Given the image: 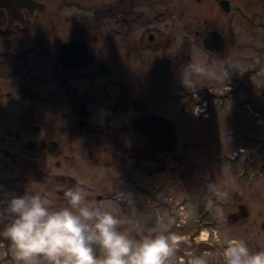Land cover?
Segmentation results:
<instances>
[{
	"label": "flooded vegetation",
	"instance_id": "1",
	"mask_svg": "<svg viewBox=\"0 0 264 264\" xmlns=\"http://www.w3.org/2000/svg\"><path fill=\"white\" fill-rule=\"evenodd\" d=\"M221 1L27 0L18 7L17 0H9V8L0 7V167L19 165L22 174L37 170V155L86 154L91 165L108 167L115 175L100 184L101 193L93 198L98 203L116 202L123 190H135L128 175L141 162H150L157 172L176 173L181 160L173 156L177 127L172 115L187 116L191 107L194 121L212 131V114L251 92L250 79L258 72L257 46L243 45L239 34H226L231 6L226 0L225 11ZM209 7L212 15L206 14ZM190 63L208 65L217 78L193 75L187 87L183 76L187 83ZM148 116L172 126L171 152L159 153L151 144L159 130ZM238 126L229 129L243 136ZM74 153L63 159L77 161ZM236 156L232 159L238 161ZM168 160L175 164L167 165ZM53 164L59 167L61 160ZM69 181L62 194L77 186ZM230 207L227 233L220 229L219 238L213 234L211 242L204 240L206 250L216 245L223 264L222 252L233 240L245 242L252 253L264 251L257 242L263 240L264 222H248L252 213L246 197L233 193Z\"/></svg>",
	"mask_w": 264,
	"mask_h": 264
},
{
	"label": "rangeland",
	"instance_id": "2",
	"mask_svg": "<svg viewBox=\"0 0 264 264\" xmlns=\"http://www.w3.org/2000/svg\"><path fill=\"white\" fill-rule=\"evenodd\" d=\"M230 6L231 12L224 19L226 34L229 37L239 34L243 45L252 43L260 53L258 72L250 79L251 92L243 94L241 99L227 101L222 110L212 114L215 120L212 131L204 129L205 122L194 121L197 115L192 114L191 107L187 108L190 111L187 116L172 115L177 127L173 156L181 160L177 163L176 173H186L185 179H179L176 173L168 170L157 172L150 162H141L135 173L130 169L132 173L128 175L135 190H123L126 193L121 200L115 199L116 202L111 199L99 202L104 210L142 227L143 231H138L132 230V224L121 226L120 230L132 239L160 232L176 239L177 251L168 264H192L195 257L201 256L208 259V264H223L216 245L208 247V252L204 240L208 238L211 242L213 234L219 238L220 229L222 234L227 233L224 224L231 210L233 193L246 197L252 213L248 222H264V0H230ZM208 11L206 14L212 15L211 7ZM252 31L257 33L254 38L251 37ZM247 101L250 102L248 106ZM170 105V110L174 109ZM233 123L239 125L245 135H237L234 129H229ZM248 138H255L256 144ZM66 153L71 157L74 152ZM235 154H238V161L232 159ZM65 155L62 159L37 155L34 157L37 170L28 173L21 174L19 165L0 167V210L7 208L14 197L35 193L47 197L57 209L64 207L67 202L61 190L70 184L69 180H73L72 185L83 182L88 189L93 187L88 190L87 199L94 201L93 198L101 193L100 184L106 185L115 179L110 168L91 165L86 154L81 157L76 153L77 161L65 160ZM214 155L222 162L218 163ZM55 159L61 160L59 167L54 166ZM132 163L130 161L129 166ZM166 164L175 163L168 160ZM19 175L17 181H10ZM141 185L147 188L146 192H142ZM7 222L0 223V264H20L11 241L3 235ZM213 223L218 225L213 226ZM256 229L251 230L252 240L257 234ZM262 239H257L258 245L259 242L264 244V236ZM198 242L203 246L197 245ZM41 264L47 262L41 258Z\"/></svg>",
	"mask_w": 264,
	"mask_h": 264
},
{
	"label": "clouds",
	"instance_id": "3",
	"mask_svg": "<svg viewBox=\"0 0 264 264\" xmlns=\"http://www.w3.org/2000/svg\"><path fill=\"white\" fill-rule=\"evenodd\" d=\"M185 75L187 87L193 75L217 78L215 70L201 63H190ZM63 195L66 206L58 209L35 193L14 197L0 210V223L8 221L3 235L11 241L20 264H41V258L47 264H168L175 256L177 245L163 232L132 239L121 231L124 224H132V230L143 229L87 199L83 182ZM222 256L225 264H264V251L252 253L243 241H231ZM192 264H208V259L195 257Z\"/></svg>",
	"mask_w": 264,
	"mask_h": 264
},
{
	"label": "water",
	"instance_id": "4",
	"mask_svg": "<svg viewBox=\"0 0 264 264\" xmlns=\"http://www.w3.org/2000/svg\"><path fill=\"white\" fill-rule=\"evenodd\" d=\"M24 1L27 0H17V6L19 7V5L24 4ZM220 5L225 11H228V1H221ZM0 7L9 8V0H0ZM145 119L152 120L154 126L159 130L155 137L150 139V142L154 146L155 150L159 153L171 152L175 148V142L173 140L175 139V136L172 135L173 128L169 124V122L164 119H161L158 116H148ZM95 253L97 257L101 255L98 247L95 248Z\"/></svg>",
	"mask_w": 264,
	"mask_h": 264
},
{
	"label": "bare ground",
	"instance_id": "5",
	"mask_svg": "<svg viewBox=\"0 0 264 264\" xmlns=\"http://www.w3.org/2000/svg\"><path fill=\"white\" fill-rule=\"evenodd\" d=\"M175 240H176V239H175ZM175 240H174V241H175Z\"/></svg>",
	"mask_w": 264,
	"mask_h": 264
}]
</instances>
